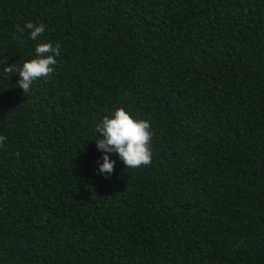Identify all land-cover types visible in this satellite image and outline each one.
<instances>
[{
    "label": "trees",
    "instance_id": "1",
    "mask_svg": "<svg viewBox=\"0 0 264 264\" xmlns=\"http://www.w3.org/2000/svg\"><path fill=\"white\" fill-rule=\"evenodd\" d=\"M121 107L152 161L105 177ZM0 135V264H264V0H0Z\"/></svg>",
    "mask_w": 264,
    "mask_h": 264
},
{
    "label": "clouds",
    "instance_id": "2",
    "mask_svg": "<svg viewBox=\"0 0 264 264\" xmlns=\"http://www.w3.org/2000/svg\"><path fill=\"white\" fill-rule=\"evenodd\" d=\"M30 33V39L38 40L46 30L43 23L28 22L24 25ZM61 54L59 44L53 46L51 42L38 44L34 50V58L27 60L16 69L15 64L4 67L6 73L18 74L21 79L18 87L28 92L33 83L39 79L48 78L57 64V57ZM99 139L95 142L101 158L97 160V171L102 176L114 173L117 161L112 155L118 156L126 168H138L149 165L152 161V132L149 121L136 117L124 107L114 110L110 116H105L95 125ZM7 137L0 135V147Z\"/></svg>",
    "mask_w": 264,
    "mask_h": 264
}]
</instances>
